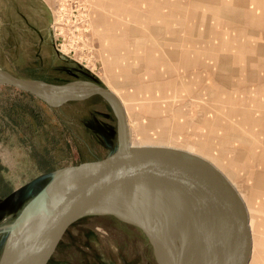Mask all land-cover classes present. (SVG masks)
Listing matches in <instances>:
<instances>
[{
  "label": "rangeland",
  "instance_id": "obj_1",
  "mask_svg": "<svg viewBox=\"0 0 264 264\" xmlns=\"http://www.w3.org/2000/svg\"><path fill=\"white\" fill-rule=\"evenodd\" d=\"M110 37L123 46L110 51ZM147 56L158 62L146 63ZM116 58L139 78L137 87L150 83L154 100L124 83ZM0 69L55 86L120 84L136 97L127 102L132 140L140 139L136 126L156 138L162 129L152 121L166 118L164 142L231 174L228 184L254 224L249 264H264V0H0ZM117 146V117L103 99L54 109L0 86V264L25 204L56 173ZM180 234L174 225L176 248ZM47 264L158 262L140 229L87 216L67 230Z\"/></svg>",
  "mask_w": 264,
  "mask_h": 264
},
{
  "label": "water",
  "instance_id": "obj_2",
  "mask_svg": "<svg viewBox=\"0 0 264 264\" xmlns=\"http://www.w3.org/2000/svg\"><path fill=\"white\" fill-rule=\"evenodd\" d=\"M0 86L28 94L54 109L99 97L111 106L118 121V146L113 153L56 173L22 208L11 234L21 229L13 245L16 248L23 244L25 248L18 252L13 264H47L67 230L87 216H111L140 229L152 246L158 264H166L167 250L162 254L164 257L157 252L154 227L101 204L103 196L114 185H126L155 173L182 180L205 203L216 226L218 247L214 264H249L251 249L246 212L229 184L199 157L168 148L131 146L124 110L107 88L86 83L55 86L27 81L2 69ZM175 256L178 264L184 262L181 255Z\"/></svg>",
  "mask_w": 264,
  "mask_h": 264
},
{
  "label": "bare ground",
  "instance_id": "obj_3",
  "mask_svg": "<svg viewBox=\"0 0 264 264\" xmlns=\"http://www.w3.org/2000/svg\"><path fill=\"white\" fill-rule=\"evenodd\" d=\"M102 23L108 24L106 22ZM110 38L112 39L109 48L110 51L113 52L114 49L123 46L119 37ZM121 60V58H116L118 65H120L121 74L125 77L124 83L135 86L136 91H138L137 93H145L148 95L147 99L150 98L154 100L155 97H152L150 92L152 87L150 83L137 87L140 83L139 78L135 77L127 67H122ZM157 62L158 61L155 60V58L147 56L146 63L154 65ZM192 65L199 66L196 61H192ZM192 65L190 62H187L186 67L190 68ZM142 75L143 78L147 77V79L151 80L155 76L154 73L148 75L145 72L142 73ZM157 77H160L159 72ZM119 87H121L120 84H116L112 89L108 90L118 99L124 110L126 119L128 120L129 116H131L130 113L134 112V109L128 107L127 102L135 100L136 97L126 92H120ZM158 87L161 88V86ZM143 108L145 109V106L141 107V109ZM147 111L152 112L149 107L147 108ZM158 111L159 108L157 112ZM167 123L168 121L166 118H160L158 120L153 119L151 125L153 127H161L162 129L160 133H155L156 138L153 139L145 136L142 129H139V126L134 127V131L140 136V139L136 142L130 138V145L134 147H161L178 150L174 149V144L171 143L170 139L168 142H164L167 135L166 130H168L166 127ZM192 151L193 150L190 148H188V150H185V148L183 149V152L186 154L195 156L192 154ZM201 160L207 163L220 176L222 174L225 177L231 175L224 172L223 168L219 165L215 164L218 167L214 168L209 161L204 160L203 158ZM128 183L122 186L117 184L109 189L108 193L102 198L101 204H104V208H111L131 219L147 223L154 227L155 232L153 238L156 242L157 252L162 256L164 251L167 250L168 257L166 258V264H178L177 256H175L177 253L184 258L182 264H214L218 247L216 226L212 220L210 211L195 191L188 187L182 180L174 177L162 176L157 173L139 177L135 181ZM237 196L241 201L240 196ZM29 223L30 222H27L26 224ZM177 224L181 225V234L180 240L178 241L179 247L176 248L172 236V228ZM247 225L250 234L251 258L253 254L252 249L255 244V238L251 232L254 228V224L250 223L247 218ZM20 230L21 229L17 230L14 234H10L1 264H13L18 252L25 248L23 244L16 248L13 245V242L18 235V231ZM158 231L161 233H158L157 235Z\"/></svg>",
  "mask_w": 264,
  "mask_h": 264
}]
</instances>
